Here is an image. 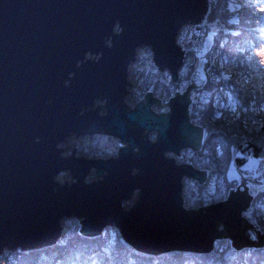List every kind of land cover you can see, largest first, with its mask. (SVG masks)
Returning a JSON list of instances; mask_svg holds the SVG:
<instances>
[{
  "label": "water",
  "instance_id": "95a60500",
  "mask_svg": "<svg viewBox=\"0 0 264 264\" xmlns=\"http://www.w3.org/2000/svg\"><path fill=\"white\" fill-rule=\"evenodd\" d=\"M209 7V0H0V255L57 244L71 217L82 219L89 239L117 226L146 257L209 254L225 239L237 251L264 248V232L245 216L254 199L245 183L262 184L253 176L238 171L241 184L227 201L185 208L184 179L204 185L209 174L167 154L203 147L204 127L189 121L192 91L204 84L195 83L197 73L168 104L150 91L134 109L126 103L138 50L150 47L159 71L177 81L186 56L179 33L202 25ZM100 134L121 140L117 157H77V144L62 156L68 138ZM94 170L99 180L88 182ZM63 172L74 181L60 184Z\"/></svg>",
  "mask_w": 264,
  "mask_h": 264
},
{
  "label": "trees",
  "instance_id": "16d2710c",
  "mask_svg": "<svg viewBox=\"0 0 264 264\" xmlns=\"http://www.w3.org/2000/svg\"><path fill=\"white\" fill-rule=\"evenodd\" d=\"M262 1L261 4L237 0L249 6L240 8L236 12H229L226 6L228 0H210V13L206 21L203 26L195 28V31L200 29L202 34L197 35L195 32L191 38L183 41L188 56L196 59L194 50H201L200 47L203 40L207 38L208 32L214 28L219 30L206 54L207 63L204 70L207 74V83L195 91L190 106L192 121L206 130L202 149L199 152L190 150V165L200 171H209L210 178L215 177L224 181L226 187H232V182L236 181H231L227 175L232 162L241 170L247 163L245 157L264 156V128L259 133L255 130L249 131V128H255L251 123L252 119H264V113L260 115L251 111L245 113L243 108L233 113L224 107L229 103L228 93L230 92L234 96L238 95L245 106L250 95H256L259 98L260 89L257 88L253 92V85H259L260 79L246 66V58L251 56L254 66L264 65V37L260 33L250 31L256 28L255 21L264 17V0ZM231 17L238 18L240 23L229 24L228 19ZM216 21L219 23L217 24ZM249 21L253 23H248ZM261 23L264 24V20H261ZM182 35L183 32L179 34V37L181 38ZM254 36L255 39H253ZM249 42L252 44L251 48H248ZM244 48L248 50L242 52L241 49ZM217 64L224 67L225 74L230 75V79L222 78ZM193 67V64L188 67L186 77H183L184 81L188 80L189 75L193 73ZM249 76L250 82L244 83V78ZM148 89L147 86L144 91ZM217 112L222 113L219 118L216 117ZM245 121L248 122V128L244 126ZM236 152L240 155H236ZM195 187L200 189L202 186H192L190 181V196L194 194ZM247 212H251V217L248 218L264 229V191L254 196L251 208ZM225 250V257L214 259V264H264V248L237 251L226 243ZM41 257H44L45 264H93V260L96 264H177L175 258H146L130 249L120 239L107 243L102 242L100 238L82 237L78 232L69 234L54 247L27 254L21 264H38ZM199 258L201 261L205 259ZM184 262L185 260H179L178 264H184ZM196 264L207 263L198 261Z\"/></svg>",
  "mask_w": 264,
  "mask_h": 264
},
{
  "label": "rangeland",
  "instance_id": "374dc122",
  "mask_svg": "<svg viewBox=\"0 0 264 264\" xmlns=\"http://www.w3.org/2000/svg\"><path fill=\"white\" fill-rule=\"evenodd\" d=\"M245 1L246 2L261 3V4L263 3L262 0H245ZM209 3H210V0H209ZM209 13H210V7H209ZM209 13H208V15H209ZM208 15L206 16L205 21H206ZM203 24L200 26L184 27L181 30V32H183L182 37L180 38L178 36L179 38L177 39V42L186 52L185 62H184L183 68L180 71V74H182V72L186 73L188 67L191 64H193V66H194L193 67L194 68L193 73H197L196 69L201 66L203 60H206V56L201 57V58L197 57L196 59L188 56L187 49L183 43L184 39L191 38V36L193 34H195V32L197 33V35H201L202 32L200 31V29L195 31L196 30L195 28L201 27V26H203ZM190 28H192V29L190 30ZM206 40H207V38L205 40H203V44L200 47L201 50H203V46H204V43ZM208 43H209V50H210L211 45H212V41H209ZM188 52H190V50ZM218 66H219V64H217V67ZM203 68H205V64H203ZM219 71L221 72V75H227V74H225L224 67L219 66ZM204 72H205V70H204ZM193 73L191 74V76L193 75ZM182 76L186 77V75H182ZM191 76L189 75L188 80L184 81L183 85L179 87V89H180V91H178L179 94L183 93L187 90V88L190 85ZM128 81L131 83V85L128 87L129 94L126 97V103L128 104L130 109H134L136 107V105L144 99V96L148 91L152 92L156 96V98L163 100L164 103H162V105H164L166 103V101H169L167 98L168 93L165 92L163 84L171 82V75L168 71H164V72L159 71V69L157 68V66L154 63L153 52H152L150 47L144 46L138 50L136 60H135V62H133L131 64V66L129 68ZM204 85H205V83L203 84V86ZM147 86L149 88L148 91H144V89ZM203 86H201V87H203ZM176 89L177 88H173V90H172L173 93L175 92ZM199 89H200V87H199ZM199 89H194L192 91V98L194 96L195 91L199 90ZM96 105L97 106L104 105V101H98L96 103ZM156 109H158V108H156ZM105 112H106V110L102 111V113H105ZM151 138L154 139L153 135H151ZM121 143L122 142L120 139L114 138L112 136H108L106 134L96 135L93 137L92 136H85L82 138H77L76 136H72V137L67 139V142L65 141V142L61 143L59 145V148L65 149L62 152V156H64V157L71 156L73 153L72 148H74L75 145L77 144V150L75 153L77 157H83L84 156L87 159H110L112 157L115 158L118 156V152L121 148ZM67 146H72V147H67ZM257 159H259V158H257ZM230 166L232 167L233 175H235L238 171L241 174L249 175V176H255V174H256L255 169L252 171H244V166L241 168V170H239L238 168H236V166L234 165L233 162L230 164ZM259 171L262 174H264V161L261 162ZM227 175L231 181L236 180V181L232 182V185H231L232 187H230V186L226 187V184L224 183V181L222 182L215 177H211L208 179V181L204 185H200V186H202V187H200V189L195 187L194 188L195 192H194V194L192 193L193 195L191 194V196H190V182H187L186 185H184V189H183V195H184V199H185V204H184L185 208L196 210V209H199L201 206H209L210 204L218 203L214 199V196L219 195L222 189L230 188V189L236 190L237 186H239L241 184L240 174H239V179H233V178H230V176L228 174V170H227ZM94 180H96V181L99 180L98 177L96 176L95 170L92 171V173L90 174L87 181L93 182ZM256 180L264 182V175H262L260 178H258ZM57 181L60 184H64L66 181H68L69 183H72L74 181V179H73V176L70 172H63L57 177ZM190 181H191L192 186L199 185L198 182H196L194 180L190 179ZM249 184L252 185V189H251L252 192H255L256 194H259L260 192H262L261 191L262 184L261 185L252 184L251 182L245 183L246 186H248ZM212 187H215V190H216L215 193H213L211 191ZM229 193H228V196H229ZM138 198H139V192H136L133 195L131 200L123 202L124 209L129 210L136 203ZM190 200L192 203L190 202ZM247 219L249 220V222L253 223V221H251L248 217H247ZM80 221H82V219H79L77 217L64 218L62 221V228H63L62 234L63 235L57 244L61 243L62 240L64 238H67V236L69 234H72L75 232H78V234H80V229L82 227V222L80 223ZM260 232L263 233L264 229L261 228ZM250 235L252 236L253 233L250 232ZM99 238L102 242H107V243L115 242L118 239H120L121 242H123L126 246H128V244H126V242H124V240L120 234L119 228L115 225L106 228V230L101 234V236ZM231 242L232 241L229 239L217 241L215 243L214 250L209 254H194V253H188V252H170V253L163 254L161 256H155V257H161V258L165 257L167 259H169V258L174 259L175 258L177 260V264H178L179 260H181V261L185 260L184 264H196V262H198V261L199 262L204 261V263H207V264H214L215 263L214 259H223L225 257L224 252L226 251L225 250L226 243H229V245L232 247V249L235 250L234 247L232 246ZM57 244H55L51 247H54ZM42 249H45V248H42ZM42 249H38V250H34V251H31V250L22 251L21 249H18L16 251L5 250L0 255V264H21L25 260V256L27 254H30L32 252L39 251ZM130 249H132V248H130ZM221 249H223V251H221ZM105 250H106V248H105ZM107 251L108 250H106V252ZM144 257H146V256H144ZM155 257H146V258H155ZM199 257H203L205 259L201 261ZM38 264H45L44 257L40 258V261L38 262Z\"/></svg>",
  "mask_w": 264,
  "mask_h": 264
},
{
  "label": "snow or ice",
  "instance_id": "6c2138e0",
  "mask_svg": "<svg viewBox=\"0 0 264 264\" xmlns=\"http://www.w3.org/2000/svg\"><path fill=\"white\" fill-rule=\"evenodd\" d=\"M226 6H227V9L229 12H236L238 9L243 8V7H247L249 5L239 3V2H237V0H228V3ZM261 20H264V17L257 19L255 21L257 27L254 29H250V31H252L254 33H260V35L262 37H264V24L261 23ZM216 23L218 24L219 21H216ZM228 23L229 24H239L240 21L236 17H231L228 19ZM248 23H253V22L249 21ZM117 27H119V26H117ZM218 31H219L218 29L214 28L212 31L208 32L207 40L204 43L203 50H194L196 52V56L198 58L206 56V54L209 50V43L208 42L212 41L215 38V36L218 34ZM233 34L238 35V33H233ZM255 38L256 37L254 36L253 39H255ZM251 47H252V44L249 42L248 48H251ZM248 48L241 49V51L246 52L248 50ZM246 62H247L246 66L252 72L256 73L260 79L259 85H253V92H255L257 88L260 89L259 98H257L256 95H250L249 99L247 100V106H245L244 102L241 100V98L238 95L234 96L230 92V93H228L229 103L224 105V107L228 108L233 113H237L239 108H243V111L245 113L251 111L256 115H260L261 113H264V65L254 66L251 56H248L246 58ZM206 63H207V61L203 60L201 66L196 69L197 75L199 76V79L195 81V83H197V84H199L201 82H204L205 84L207 83V74L204 72V68H203V64H206ZM182 75H186V73L182 72ZM222 78L225 80H228L231 77H230V75H222ZM250 80H251L250 76L245 77L244 83L247 84L250 82ZM177 91H180V89H177ZM221 115H222V113H219V112L216 113L217 118H219ZM251 123H252V125L255 126V128L254 129L249 128V131L255 130L257 133H259L260 130L262 128H264V119H260V120L252 119ZM244 126H245V128H248V122L247 121H245ZM245 147H247V144H245ZM233 151L235 152V149H233ZM221 155H223V153H221ZM236 155H240V153L236 152ZM244 159L247 160V163L244 165V171H252L254 169L256 170V174H255V176L252 177V179H258L262 175H264L259 171L261 162L264 161V156H261L259 159L251 157V156L245 157ZM228 174H229L230 178L239 179V173L237 172L235 175H233L231 166L228 169ZM248 188H249L250 194L255 196L256 193L251 191V189H252L251 184L248 185ZM211 191L213 193H215V191H216L215 187H212ZM231 191H233V189L224 188L221 190L219 195L214 196V199L217 202L227 201L229 198L228 193ZM261 191H264V182H262ZM245 216L250 218L251 212H245ZM253 223H254V221H253ZM251 239L255 240L256 236L252 235ZM221 251H223V249H221ZM93 264H96L95 260H93Z\"/></svg>",
  "mask_w": 264,
  "mask_h": 264
},
{
  "label": "flooded vegetation",
  "instance_id": "af4514ba",
  "mask_svg": "<svg viewBox=\"0 0 264 264\" xmlns=\"http://www.w3.org/2000/svg\"><path fill=\"white\" fill-rule=\"evenodd\" d=\"M183 82H184L183 76H182V74H179V78H178L177 81H174L172 79V77H171V82L163 84L165 92L168 93V97L167 98H168L169 101L171 100V98H173V97L176 96V94L178 93L177 89H179V87L183 85ZM173 88H177L174 93L172 91ZM183 93H180V94H183ZM154 97H156V96L154 95ZM161 101H162V103H164L163 100H161ZM169 101H166L167 104L169 103ZM156 108H158V109H156ZM153 111L155 113H157V114H169V113H171V108H170V106H167L165 109H163L160 106H154L153 107ZM190 120H191V122L194 125H197L191 119V116H190V106H189V121ZM205 133H206V131H205ZM152 135H153V138L154 139H152V138L151 139L152 140H156L157 134L154 133ZM167 156H169L171 158H174L176 160L177 164H179V165H190V148L182 149L179 154L168 153ZM208 174H209V178H210V172L209 171H208ZM187 182H190V179L185 178L184 179V185H186Z\"/></svg>",
  "mask_w": 264,
  "mask_h": 264
},
{
  "label": "bare ground",
  "instance_id": "6f19581e",
  "mask_svg": "<svg viewBox=\"0 0 264 264\" xmlns=\"http://www.w3.org/2000/svg\"><path fill=\"white\" fill-rule=\"evenodd\" d=\"M82 237H84V236H82Z\"/></svg>",
  "mask_w": 264,
  "mask_h": 264
}]
</instances>
